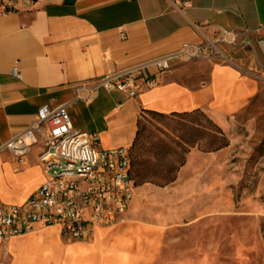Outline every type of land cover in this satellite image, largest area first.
Masks as SVG:
<instances>
[{
	"label": "crops",
	"instance_id": "obj_1",
	"mask_svg": "<svg viewBox=\"0 0 264 264\" xmlns=\"http://www.w3.org/2000/svg\"><path fill=\"white\" fill-rule=\"evenodd\" d=\"M224 32L264 37V0H0V202L22 203L45 181L39 147L21 157L2 150L42 106L65 104L72 127L95 133L102 150L128 151L146 112L199 110L228 136L258 92L255 75L232 60L174 59L134 97L99 86L75 99L77 87L83 97L118 72L146 66L151 78L153 60ZM219 152L192 149L178 178ZM137 189L123 221L97 227L93 239L68 242L57 227L37 226L0 246V264H158L163 241L138 222Z\"/></svg>",
	"mask_w": 264,
	"mask_h": 264
},
{
	"label": "rangeland",
	"instance_id": "obj_2",
	"mask_svg": "<svg viewBox=\"0 0 264 264\" xmlns=\"http://www.w3.org/2000/svg\"><path fill=\"white\" fill-rule=\"evenodd\" d=\"M244 37L238 35L234 44H204L203 57L232 60L258 83L256 96L224 134L228 146L169 185L137 186L138 222L156 227L163 241L158 264H264V57L257 38H248L250 47ZM141 122L139 145L159 152L142 158L157 165H175L181 158L186 163L181 137L189 128L211 130L201 118L147 114ZM169 149L178 157L166 155Z\"/></svg>",
	"mask_w": 264,
	"mask_h": 264
},
{
	"label": "built area",
	"instance_id": "obj_3",
	"mask_svg": "<svg viewBox=\"0 0 264 264\" xmlns=\"http://www.w3.org/2000/svg\"><path fill=\"white\" fill-rule=\"evenodd\" d=\"M239 34L224 32L216 43L234 44ZM245 44L252 47L250 39ZM264 57V37L256 40ZM204 45H186L175 54L153 60V77L143 74L144 67L129 69L96 80L80 96L83 86L75 89V99L88 101L96 87L118 90L134 97L156 84V77L170 69L171 60L203 59ZM211 59V58H207ZM98 136L74 129L67 106H42L36 119L2 150L16 157L40 148L38 161L45 181L19 204L0 202V246L26 235L37 226L57 227L64 241L93 239L97 227L121 223L129 209L136 187L130 177V157L126 149L102 150Z\"/></svg>",
	"mask_w": 264,
	"mask_h": 264
},
{
	"label": "trees",
	"instance_id": "obj_4",
	"mask_svg": "<svg viewBox=\"0 0 264 264\" xmlns=\"http://www.w3.org/2000/svg\"><path fill=\"white\" fill-rule=\"evenodd\" d=\"M147 114L160 117L176 116L186 118H201L205 121L206 125L211 128L208 133H204L198 129L189 128V132H186L181 137L182 139H180V142L183 146H181L180 149L184 154L190 153V151L194 148L201 153H215L228 146V141L222 130L218 128L202 111L195 110L184 113H171L168 115L155 112H146L142 116V119ZM142 119L138 123L134 141L128 150L130 157V177L135 187L146 183H150L159 187L169 185L175 182L179 170L184 166V158H181V160L179 159L175 165L172 162L164 165H157L149 163L148 159H143L142 157L146 154L152 153L153 156H156L159 154V152L154 151L152 147L150 149H145L141 148L139 145ZM165 154L178 157V153L170 149Z\"/></svg>",
	"mask_w": 264,
	"mask_h": 264
},
{
	"label": "water",
	"instance_id": "obj_5",
	"mask_svg": "<svg viewBox=\"0 0 264 264\" xmlns=\"http://www.w3.org/2000/svg\"><path fill=\"white\" fill-rule=\"evenodd\" d=\"M75 0H64V3L65 4H72L74 3Z\"/></svg>",
	"mask_w": 264,
	"mask_h": 264
}]
</instances>
